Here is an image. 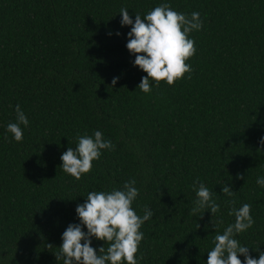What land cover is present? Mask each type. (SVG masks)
<instances>
[{
  "label": "trees",
  "instance_id": "trees-1",
  "mask_svg": "<svg viewBox=\"0 0 264 264\" xmlns=\"http://www.w3.org/2000/svg\"><path fill=\"white\" fill-rule=\"evenodd\" d=\"M164 3L200 13L203 27L189 34L193 71L172 86L151 81L145 94L138 85L147 73L127 48L132 26L121 25L120 10L135 22ZM17 104L29 120L23 142L7 131ZM95 131L115 147L76 180L61 156ZM262 138L264 0H0V264H63L62 234L80 223L88 192L122 190L132 179L133 209L154 213L140 229L139 264H207L215 231L235 222L231 200L251 205L255 223L236 239L259 259ZM197 181L220 205L214 216L190 214ZM92 247L99 254L107 244L92 237Z\"/></svg>",
  "mask_w": 264,
  "mask_h": 264
},
{
  "label": "clouds",
  "instance_id": "clouds-1",
  "mask_svg": "<svg viewBox=\"0 0 264 264\" xmlns=\"http://www.w3.org/2000/svg\"><path fill=\"white\" fill-rule=\"evenodd\" d=\"M120 14L121 25L132 26L128 33L127 48L135 55L134 64L147 73L138 85L143 93L151 92V81L157 87L161 82L172 86L193 71L186 62L196 54L195 40L190 39L189 34L202 29L200 13L193 12L189 17L164 3L149 11L143 18L135 13V22L127 8H122ZM188 78H191L190 75ZM118 79H113V87ZM15 112L16 122L9 123L7 131L16 142H23L21 125L28 127L29 120L19 104L15 106ZM77 140L75 149L69 147L61 156V168L76 180H80L84 174L91 172L93 161L100 159L102 150H112L115 145L110 140H105L100 131H95L94 137L78 135ZM261 143L264 144V138ZM238 178L244 179L242 175ZM257 184L264 187V177H258ZM135 185L136 181L132 179L123 185L122 190L88 192L86 202L78 205L76 209L80 223L70 224L62 234L63 243L59 247V253H56L57 260L62 259L63 264H139L143 255L138 259L137 253L144 239L140 229L154 213L147 206L143 216L135 212L132 204L139 196V189ZM193 189L197 199L193 202L195 207L191 209V215L203 213L199 216L202 218L206 210H210L213 216L219 212L220 205L203 183L195 182ZM222 192L228 197L234 196L233 189L227 184L222 187ZM228 203L233 205L229 215H234L235 222L229 224L222 234L215 231L214 247L207 253V264H264V252L260 253L259 259H254L249 253V247L241 246L236 239L237 234L246 232L255 223L251 215V205L245 203L237 209L234 207L235 200ZM84 226L87 232L83 230ZM212 226L217 229L213 221ZM92 237L105 241L107 249L100 247L97 254L92 247ZM241 255L245 257L244 262L239 258Z\"/></svg>",
  "mask_w": 264,
  "mask_h": 264
}]
</instances>
